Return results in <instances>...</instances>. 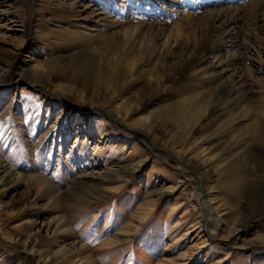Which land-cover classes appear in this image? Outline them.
I'll return each mask as SVG.
<instances>
[{
    "label": "rangeland",
    "instance_id": "1",
    "mask_svg": "<svg viewBox=\"0 0 264 264\" xmlns=\"http://www.w3.org/2000/svg\"><path fill=\"white\" fill-rule=\"evenodd\" d=\"M250 1L0 0V264H264V16L200 21Z\"/></svg>",
    "mask_w": 264,
    "mask_h": 264
},
{
    "label": "bare ground",
    "instance_id": "2",
    "mask_svg": "<svg viewBox=\"0 0 264 264\" xmlns=\"http://www.w3.org/2000/svg\"><path fill=\"white\" fill-rule=\"evenodd\" d=\"M240 3V2H239ZM247 8V11L248 13L246 14H243L242 15V12L241 11H244L243 9H238V8H231V9H218L216 11H205L203 14H202V17L200 18V21L201 23L204 25V27L209 28V24L213 21V20H218L220 19L221 17L224 20V22H228V21H231V20H234L235 18H239L241 17V20L243 19L245 22L246 21H253L254 18H256L259 14H261V16H264V0H253V1H250L249 4L246 5ZM251 14V15H249ZM249 15V16H248ZM208 32H210L209 29H207ZM221 31V30H220ZM222 35L224 34H228V30L225 31V33H221ZM202 35L205 36V37H210V41H212V46L210 48V50H215L218 48V44H217V40L216 39H213L215 36L214 34L212 35V33H208V35H206L205 32H202ZM217 38V37H216ZM225 94L227 96H230L233 98L231 103H230V108L229 109H225V110H221L219 112H216L217 116H222L223 114L225 113H229L233 110H239L242 111L241 113V116L237 117L236 119H239L240 121L242 120L244 123H245V126L244 127H248L250 128L251 130H253L254 133H258L260 132V124H261V121L263 120V117H264V113L263 112H260V110L262 109H259L258 110V114L256 115H250L247 113L246 110H244V106L241 107L242 103L247 99L246 95L248 94V89H247V86L246 85H243V86H240V87H237V88H231V87H228L226 90H225ZM227 96H224L225 98ZM244 107V108H243ZM219 109V108H218ZM247 109V108H246ZM263 111V110H262ZM239 112V111H238ZM236 112V113H238ZM238 116V115H237ZM238 121V120H236ZM244 125V124H243ZM263 125V124H262ZM263 131V130H262ZM253 133V134H254ZM264 133V131H263ZM179 166V165H177ZM181 166V165H180ZM180 169L185 173L184 175L186 176V178L188 180H192L194 179L192 177V174H190V172L186 169H184L183 167H180ZM0 171L3 173V176L5 177L7 174L10 173L11 169L8 167H5V165H2L1 162H0ZM122 171V170H121ZM1 173V174H2ZM125 174V173H124ZM123 174H120L119 173V177L122 176ZM117 176V177H118ZM2 177V176H1ZM103 177V176H102ZM118 177V178H119ZM37 177L36 176H33V177H30V179L32 180H37L36 179ZM113 179H116V178H113ZM40 180V179H39ZM101 180V179H100ZM112 180V179H111ZM105 181V180H104ZM80 182V180H79ZM47 184V183H46ZM84 184V183H83ZM86 184H84L85 186ZM49 186V185H48ZM87 186V185H86ZM85 186V187H86ZM89 186V185H88ZM80 187V186H79ZM49 188V187H48ZM77 188V187H76ZM84 188V187H83ZM87 188V187H86ZM96 188H93L92 190H94ZM107 190V189H106ZM99 191L100 194L103 193L104 191V188H102L101 190H97ZM106 192V191H105ZM98 193V194H99ZM82 194V193H81ZM97 194V195H98ZM89 196V195H88ZM195 203L192 204L193 208L196 209V208H199L200 210V218H201V222H203V224H208L209 227L205 228V234L206 236H210L209 238H213V237H216L215 234L217 233V229L221 228V225H222V221H221V215L219 214V212L216 211V208L213 207V201L211 198H208L206 196H203L200 194V193H196L195 194ZM183 204V203H182ZM153 205V204H152ZM181 206V205H180ZM179 207V206H178ZM147 208H143L141 209V211L139 212V215L137 216V218H139V220L143 221V219L145 218L146 214H147ZM186 212V211H185ZM136 218V217H135ZM133 221V220H132ZM132 221L130 224H132ZM136 221V220H135ZM134 223V222H133ZM200 223V222H199ZM129 224V225H130ZM181 224V223H180ZM134 225V224H132ZM198 226H194V228H197ZM235 231V230H234ZM37 232V231H36ZM124 232H125V228H124ZM130 232V231H129ZM204 232V231H203ZM127 234V233H126ZM125 234V235H126ZM188 234V233H187ZM231 234V232L229 233V235ZM118 236V235H117ZM117 238V237H116ZM183 237H181L182 239ZM34 240V239H33ZM113 240V239H112ZM116 242V241H115ZM110 243V242H109ZM32 250L34 251V249H31L30 252H32ZM188 251V250H187ZM34 253V252H33ZM39 254V252H36ZM74 253V252H73ZM186 253V252H185ZM184 254V253H183ZM190 255V254H189ZM188 256V255H187ZM89 258H91V256H86L85 257V260L87 261ZM180 258V257H179ZM177 257V259H179ZM174 259V258H173ZM177 259H176V262H177ZM90 260V259H89ZM169 261V260H168ZM172 261V260H171ZM85 262V261H84ZM163 263V262H162ZM176 264V263H175ZM178 264H185V262H179L178 261Z\"/></svg>",
    "mask_w": 264,
    "mask_h": 264
}]
</instances>
